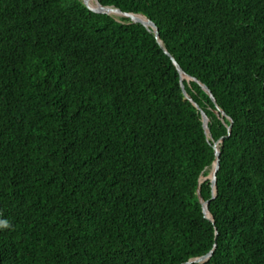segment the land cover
<instances>
[{
  "label": "trees",
  "instance_id": "trees-1",
  "mask_svg": "<svg viewBox=\"0 0 264 264\" xmlns=\"http://www.w3.org/2000/svg\"><path fill=\"white\" fill-rule=\"evenodd\" d=\"M98 1L155 23L199 108L149 27L0 0V264H264V0Z\"/></svg>",
  "mask_w": 264,
  "mask_h": 264
},
{
  "label": "water",
  "instance_id": "water-1",
  "mask_svg": "<svg viewBox=\"0 0 264 264\" xmlns=\"http://www.w3.org/2000/svg\"><path fill=\"white\" fill-rule=\"evenodd\" d=\"M82 3L90 10L94 11V12H99V13H106L109 14L111 16H113L111 14V11L117 13L118 17H115L116 19L118 18H128L130 22H139L141 24H143L146 27H149L150 29L153 30L154 32V36L156 41L159 43V45L163 48L164 52L170 56L173 65L175 66V68L177 69L178 73H179V77H180V85H181V89L183 94L185 95V97H187L190 101L191 98L187 95L184 86H183V79H187V80H195L194 77H191L189 75H187L182 68L179 66V64L175 61V59L168 53L167 49L164 47L162 40L160 39L159 36V31L157 26L155 25V23L149 19L146 15L142 14V13H134V12H126V11H121L119 8L113 7L112 5H102L98 0H82ZM119 20V19H118ZM200 83V82H199ZM202 89L210 96L211 100L214 102V98L211 95L210 90L203 84H201ZM193 105H195V107L198 109L199 107L197 106L196 103H194L192 101ZM214 112L216 113V115L221 119L222 122H224V118L226 117V119H228L230 122L231 120L229 119L228 116H226L225 112L215 103V109ZM200 117H201V121H202V126L204 129V133L207 137V139H211L210 134H209V128H208V118L205 114L204 111L200 110ZM230 127L231 124L229 123V125L227 126V134L224 136H221L218 140L214 141L212 144L213 147V152H214V160L212 161L210 167H209V171L206 175L201 174L199 177V183H201L202 181H204L205 179L210 180V185L212 188V196L211 198H213L216 195V171H217V167H218V162H219V154H220V145L222 144L223 140L225 137L228 136L229 131H230ZM206 170V169H205ZM197 197H198V201L201 204L202 210L205 214V217L210 220L212 223L214 222L213 216L210 213L209 209H208V203L209 200H204L201 195H200V186H198L197 188ZM217 233V232H215ZM215 248V243L213 244L212 248L204 255L201 256H196V257H192L189 258L187 261H185L183 264H192V263H203L204 261L208 260V258L211 256L213 250Z\"/></svg>",
  "mask_w": 264,
  "mask_h": 264
},
{
  "label": "clouds",
  "instance_id": "clouds-1",
  "mask_svg": "<svg viewBox=\"0 0 264 264\" xmlns=\"http://www.w3.org/2000/svg\"><path fill=\"white\" fill-rule=\"evenodd\" d=\"M0 226H7L5 222L0 221Z\"/></svg>",
  "mask_w": 264,
  "mask_h": 264
},
{
  "label": "bare ground",
  "instance_id": "bare-ground-1",
  "mask_svg": "<svg viewBox=\"0 0 264 264\" xmlns=\"http://www.w3.org/2000/svg\"><path fill=\"white\" fill-rule=\"evenodd\" d=\"M111 14L113 15V16H115V17H118V15H117V13H115V12H113V11H111Z\"/></svg>",
  "mask_w": 264,
  "mask_h": 264
},
{
  "label": "rangeland",
  "instance_id": "rangeland-1",
  "mask_svg": "<svg viewBox=\"0 0 264 264\" xmlns=\"http://www.w3.org/2000/svg\"><path fill=\"white\" fill-rule=\"evenodd\" d=\"M119 19V18H118Z\"/></svg>",
  "mask_w": 264,
  "mask_h": 264
}]
</instances>
